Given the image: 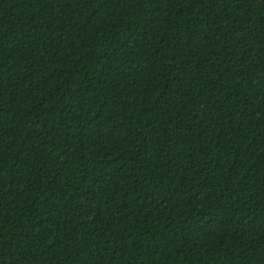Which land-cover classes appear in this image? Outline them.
<instances>
[{
    "label": "trees",
    "instance_id": "obj_1",
    "mask_svg": "<svg viewBox=\"0 0 264 264\" xmlns=\"http://www.w3.org/2000/svg\"><path fill=\"white\" fill-rule=\"evenodd\" d=\"M0 264H264V0H0Z\"/></svg>",
    "mask_w": 264,
    "mask_h": 264
}]
</instances>
